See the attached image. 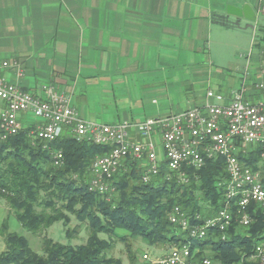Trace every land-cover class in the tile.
I'll list each match as a JSON object with an SVG mask.
<instances>
[{
	"label": "crops",
	"instance_id": "crops-1",
	"mask_svg": "<svg viewBox=\"0 0 264 264\" xmlns=\"http://www.w3.org/2000/svg\"><path fill=\"white\" fill-rule=\"evenodd\" d=\"M245 4L254 21L227 12ZM243 24L252 30L250 49L234 61L228 51L211 59L215 25L241 36ZM0 60L11 63L8 82L41 98L51 87L89 122L137 124L228 104L237 94L259 104L264 0H0ZM19 120L24 128L41 124L30 112Z\"/></svg>",
	"mask_w": 264,
	"mask_h": 264
},
{
	"label": "trees",
	"instance_id": "trees-1",
	"mask_svg": "<svg viewBox=\"0 0 264 264\" xmlns=\"http://www.w3.org/2000/svg\"><path fill=\"white\" fill-rule=\"evenodd\" d=\"M32 129L23 127L6 139L1 138L0 130V201L7 203L10 215L23 228L41 238L42 250H33L25 236L11 231L6 218L0 226L5 244L0 264H125L112 254L117 242L125 244L134 264L129 239L149 245L190 243L195 260L209 257L215 264H261L252 255L263 239L264 215L252 202L248 213L253 222L240 231L238 208L224 197L222 183L228 177L222 156L207 159L200 169L186 167L187 183L170 172L164 161L160 173L145 182V169L127 158L107 181L108 190L100 193L90 188L91 165L96 157L108 154L111 146L80 141L67 129L45 144L30 136ZM57 152L63 155L60 165L55 164ZM261 152L259 146L241 152L239 159L255 165ZM174 206L188 213L191 224H201L227 208L233 224L226 232L212 228L204 238H191L170 222ZM73 218L86 231V239L80 243L73 240L78 227H70ZM57 222L62 223L68 243L48 236V229Z\"/></svg>",
	"mask_w": 264,
	"mask_h": 264
},
{
	"label": "built area",
	"instance_id": "built-area-1",
	"mask_svg": "<svg viewBox=\"0 0 264 264\" xmlns=\"http://www.w3.org/2000/svg\"><path fill=\"white\" fill-rule=\"evenodd\" d=\"M11 66L8 60H0V130L1 138L14 136L23 128L19 120L22 113H32L41 122L30 131V136L45 144L57 140L69 130L78 140L92 144L111 146V151L96 157L91 165L90 188L100 193L108 190L110 180L127 158H132L145 169L143 180L147 182L160 173L161 162H166L170 172L188 182L186 167L200 169L207 159L222 156L225 160L227 180L222 183L224 197L238 208V225L248 229L253 220L248 213L254 202L264 215V102L251 104L237 94L228 104H210L163 118H149L144 122L101 124L84 120L70 104V100L53 88H45V97H37L21 86L8 82L3 73ZM208 98L222 100V96L208 92ZM136 130L142 138L134 141L129 131ZM158 134V139L155 135ZM261 146L258 164H246L239 154ZM162 151V158L159 155ZM55 164L63 160L61 152L55 154ZM199 219V216H197ZM171 223L187 232L191 238H204L216 228L226 232L233 224V214L227 208L201 224H191L188 213L174 206L169 214ZM225 238V237H223ZM252 258L264 264L263 239L255 246ZM143 259L151 264H215L209 257L194 259L190 243L172 246L162 258Z\"/></svg>",
	"mask_w": 264,
	"mask_h": 264
},
{
	"label": "rangeland",
	"instance_id": "rangeland-1",
	"mask_svg": "<svg viewBox=\"0 0 264 264\" xmlns=\"http://www.w3.org/2000/svg\"><path fill=\"white\" fill-rule=\"evenodd\" d=\"M242 28L245 31L248 29V31L247 33H242L241 36H238L235 32L241 31H230L229 29H223L220 26L215 25L213 31L211 32L209 42L207 43V47L210 52V58L215 60L221 52L228 51L230 54H232L230 59L234 61V54L236 55L237 53L248 51L252 43V30L247 28L245 24L242 25ZM8 208L9 207L5 201H0V226L1 223L6 218H8L11 231L25 236L28 239L31 248L40 253L42 250L41 238L35 236L32 232L23 228L20 222H18L16 218L13 217V215H10ZM75 226L78 227H76L77 232L75 233L76 236L73 240L74 243H80L86 239V231L84 226H79L78 222L73 218L70 227L73 228ZM243 229L244 228H240V231ZM47 234L55 241L68 243L63 231V225L60 222H57L51 226L48 229ZM120 234L125 233L120 232ZM128 241L131 244L132 252L136 256L134 264H145L143 261V255L145 253H147L153 259L162 258L168 254L170 248L172 247L170 245H149L141 239H129ZM4 248L5 244L2 237L0 236V250ZM112 254L121 258L125 264H131L125 244L117 242L114 246Z\"/></svg>",
	"mask_w": 264,
	"mask_h": 264
},
{
	"label": "water",
	"instance_id": "water-1",
	"mask_svg": "<svg viewBox=\"0 0 264 264\" xmlns=\"http://www.w3.org/2000/svg\"><path fill=\"white\" fill-rule=\"evenodd\" d=\"M227 12L238 17H244L245 19L254 21L256 19V13L250 5L245 4L243 7H237L229 5Z\"/></svg>",
	"mask_w": 264,
	"mask_h": 264
}]
</instances>
